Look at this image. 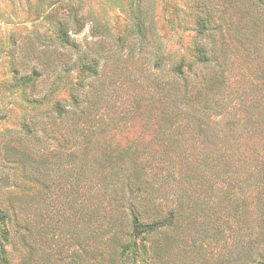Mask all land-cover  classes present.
<instances>
[{
	"label": "rangeland",
	"instance_id": "374dc122",
	"mask_svg": "<svg viewBox=\"0 0 264 264\" xmlns=\"http://www.w3.org/2000/svg\"><path fill=\"white\" fill-rule=\"evenodd\" d=\"M75 11L85 27L79 34L70 28L71 38L91 58L87 63L98 62L83 87L86 106L106 121L89 127L98 153L145 162L173 156L162 148L176 139L191 144L194 131L181 122H156L165 108L151 95L156 81L163 92L173 66L194 64L198 47L232 77L223 98L230 111L241 90L264 83V0H0V208L13 218L0 224V264H246L244 206L239 217L226 210L222 219L202 216L192 226L180 218L177 227L133 237L123 255L112 250L109 234L89 240L87 170L78 157L79 175L71 172L75 148L61 135L65 124L57 133L42 126L28 133L26 126L43 119L47 107L27 96L41 97L55 86L49 105L68 104L81 80L78 55L55 42L61 24L73 25ZM202 22L207 30L199 34ZM39 55L52 68L40 66L37 88L17 83L16 69L30 75L45 59ZM26 159L34 167L28 177ZM244 196L238 193L240 202ZM5 231L10 241L3 245Z\"/></svg>",
	"mask_w": 264,
	"mask_h": 264
},
{
	"label": "trees",
	"instance_id": "16d2710c",
	"mask_svg": "<svg viewBox=\"0 0 264 264\" xmlns=\"http://www.w3.org/2000/svg\"><path fill=\"white\" fill-rule=\"evenodd\" d=\"M82 19L79 11H75L73 25L61 24L55 40L58 46L78 55L75 63L81 80L74 86L71 101L67 104L56 100L49 105L55 86L41 97L27 96L28 101L47 107L43 119H37L36 125L30 127L26 123V126L28 133L30 128L40 126L57 133L61 124H65L61 135L75 148L71 172L79 175L78 157L83 159L87 170L84 218L91 229L89 240L95 242L109 234L112 250H119L123 255L129 250L128 241L133 237L150 236L177 227L180 218L192 226L202 216L222 219L226 210L228 215L239 217L238 210L244 206L249 238L246 264H264V83L253 85L248 91L241 90L236 106H232L234 112L230 111L231 102L223 98L231 88L232 77L223 64L208 56L205 47H198L194 64L187 70L183 65L173 66L168 82L162 86L163 92H158L161 83L156 81L151 95L153 102L157 99L165 108L156 122L171 125L181 122L186 130L194 131L190 132L191 144L176 139L162 148L163 154L173 156L122 162L98 153L94 146L96 134L89 129L106 121L97 118L89 104L86 106L88 101L83 94L84 82L95 74L98 62L87 63L91 58L71 38L70 28L74 34L84 29ZM206 30L207 24L202 22L198 33ZM38 57L45 59L39 67H32L30 75L20 74L16 69L17 83L37 88L40 66L44 71L52 68L47 65L46 56ZM155 66L161 67L159 63ZM213 115L220 118L213 122ZM114 121L115 118H111L107 122ZM28 162L26 159L23 165L27 177L34 169ZM121 170L125 172L120 173ZM242 192L245 196L240 202L238 193ZM12 220L8 211L0 208V224ZM9 239L10 234L5 231L3 245L8 244Z\"/></svg>",
	"mask_w": 264,
	"mask_h": 264
}]
</instances>
